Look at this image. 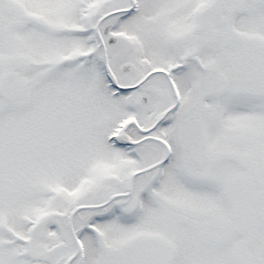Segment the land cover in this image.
I'll return each mask as SVG.
<instances>
[{
	"label": "snow or ice",
	"instance_id": "snow-or-ice-1",
	"mask_svg": "<svg viewBox=\"0 0 264 264\" xmlns=\"http://www.w3.org/2000/svg\"><path fill=\"white\" fill-rule=\"evenodd\" d=\"M0 264H264V0H0Z\"/></svg>",
	"mask_w": 264,
	"mask_h": 264
}]
</instances>
